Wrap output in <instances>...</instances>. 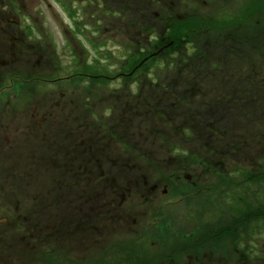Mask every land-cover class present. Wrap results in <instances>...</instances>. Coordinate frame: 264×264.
Listing matches in <instances>:
<instances>
[{"label":"rangeland","instance_id":"rangeland-1","mask_svg":"<svg viewBox=\"0 0 264 264\" xmlns=\"http://www.w3.org/2000/svg\"><path fill=\"white\" fill-rule=\"evenodd\" d=\"M169 1L0 0V264H123L118 246L151 223L164 241L129 264H167L185 219L229 203L248 216L234 197H264V0ZM171 25L179 42L151 56ZM250 214L226 258L197 262L264 264Z\"/></svg>","mask_w":264,"mask_h":264},{"label":"flooded vegetation","instance_id":"flooded-vegetation-1","mask_svg":"<svg viewBox=\"0 0 264 264\" xmlns=\"http://www.w3.org/2000/svg\"><path fill=\"white\" fill-rule=\"evenodd\" d=\"M170 1L171 3H174L176 0H170ZM174 43L175 41L172 40L169 44H165L162 47H169L170 45ZM229 47L237 48V49L241 48V51L248 50L246 49L247 48L246 41H244V44L243 42L238 43V44L237 43L230 44ZM0 61L4 62V58H1V54H0ZM226 95H235V93H226L223 96H226ZM216 128H221V126H218L217 124H212V130ZM71 159H73V157H69V160ZM207 160L208 159H206V157L198 156L196 157L195 162L198 163L199 165L203 163L208 164L209 162ZM208 165L211 166V164H208ZM235 170L236 172H239V173H233V174L234 176H238V177L240 173L241 174L250 173V169L247 167H238ZM215 174L225 177L226 172L225 171L216 172ZM230 174L232 173L227 172V175H230ZM172 177H173V174H170L168 180L166 181L167 186H169V183L172 180ZM176 178L180 179L181 178L180 174H177ZM186 179L192 180V183L197 184L198 182H196V180H198L199 178L193 179V177L189 174L186 176ZM157 186L158 184L152 185L151 186L152 190H154ZM248 188L249 187L243 188L241 192L244 193L245 190H247ZM237 194L238 193H234V190H233L230 196H233V195L235 196ZM234 200L237 201L238 204L240 205L243 204L244 213L246 212L248 216L243 215V214L240 216L236 215L238 211L235 210V206L237 205H232L231 203H229L230 205L218 206L219 209L221 210V213L216 212L214 214L210 213L209 212L210 208L205 206L204 211H200V213L196 215L195 220L185 219L184 222H181L180 230L176 229V232L172 231V233L175 234V235H171V237L173 238L172 239L173 241L170 243L169 246L163 249L164 256L159 257L158 260L159 261L160 260H163V261L170 260V262L166 261L167 264H195V261L197 262L198 260L203 259L202 256L205 253L206 254L207 253L216 254L218 255L217 256L218 259L226 258L228 253L219 252L218 250V248L220 247V244H223L225 239H227L229 242H234L236 238H237L236 241L243 240L245 236H248V232L250 228V225L246 224V219L249 217L250 201L247 202L243 200V198L240 196L234 197ZM150 201L152 200L146 199V203H144L145 206L148 205V202ZM244 202L246 203L244 204ZM140 206H143V205L140 204ZM152 210L155 211L154 209ZM159 213L161 212H156L155 214L160 215ZM186 216H188V214ZM197 217L199 218L197 219ZM87 221L89 222V220ZM75 225L77 226L78 224H75ZM154 228H157V227L152 223L148 227L142 226L140 228L142 229L140 235L133 236V238L128 244L118 246L117 250L121 251V257H122L121 259L123 261V264H127V263L129 264V261L133 259L134 260L144 259L143 257L144 254L143 253L138 254V251L140 247L144 244L146 239H149V238L158 239L159 238L161 242L164 241L161 234L160 236L154 233L150 234L154 230ZM220 230L223 233L222 236L219 235V233H221ZM148 235H151V236L148 237ZM242 243H244V241ZM160 246H162V243ZM134 247H137L139 249H134ZM239 249L240 248L237 247V253H240L242 251V252H245L246 254L247 250H249L248 247H244V249H240L241 251ZM181 255H185L186 257H189V259L186 262L185 261L182 262L179 259H177ZM151 259H152V256L149 253L148 260L150 261ZM161 262L162 261H160V263ZM197 263L199 264V262ZM146 264H150V263H146Z\"/></svg>","mask_w":264,"mask_h":264},{"label":"trees","instance_id":"trees-1","mask_svg":"<svg viewBox=\"0 0 264 264\" xmlns=\"http://www.w3.org/2000/svg\"><path fill=\"white\" fill-rule=\"evenodd\" d=\"M140 1V0H139ZM128 4V3H127ZM127 5H125L124 7V10L126 13H128L129 15L131 13L135 14V15H138V16H142L144 14V12H141V10L143 9V4H139L137 3V6L135 8V6H133V3H130V7L128 5V7H126ZM179 28H175V26L172 25V33H170V38L172 40H174L175 42H179ZM252 170H255V169H252ZM257 170H260L257 169ZM250 173L252 174V181H250V183L252 184V182H259L262 180V171H256V172H251ZM257 195V194H256ZM258 197V200L259 201H256V200H253V201H250V217L254 216L256 213L257 214H262V217L264 218V202H262V200H264V197L261 198V194L260 195H257ZM221 229V228H220ZM221 233H219L220 236H222V231L220 230Z\"/></svg>","mask_w":264,"mask_h":264}]
</instances>
